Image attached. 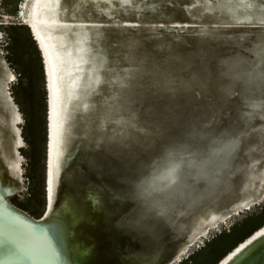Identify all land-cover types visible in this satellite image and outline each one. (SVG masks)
Wrapping results in <instances>:
<instances>
[{
    "label": "rangeland",
    "instance_id": "rangeland-1",
    "mask_svg": "<svg viewBox=\"0 0 264 264\" xmlns=\"http://www.w3.org/2000/svg\"><path fill=\"white\" fill-rule=\"evenodd\" d=\"M143 1H153L156 12L142 11L137 14L130 9L122 16L136 18V27L120 28L109 22L104 31L129 40L136 37L133 43L143 54L133 53L135 59L158 70L164 77L169 69L176 67L187 82L178 89L159 88L152 81L143 88L134 89L129 95L130 103L140 116L155 120L154 123L161 130L137 129L136 134L127 137L130 143L100 140L90 147L89 142L62 171L58 196L69 198L79 209V220L71 226L69 235L87 245V249L90 246L89 253L85 255V264H139L148 259L150 264L153 261L162 264L186 237L191 221L189 217L200 212L194 211L196 208L205 204L209 206L205 208H221L237 197L233 189L225 188L215 196L227 201L212 205L209 199L214 194L210 192L214 186L200 189L198 185V190L184 196L185 205L196 201L191 208L180 212L179 208L182 207L174 206L172 195L182 189V183L164 182L155 175L151 176L155 166L133 187L138 191L149 183L151 187L148 191H154V198L147 202L143 197L128 196L127 186L148 170L150 162L158 157L161 144L172 141V134L191 139L202 148L198 158L191 157L197 162L188 168L191 173L204 168L202 161L207 158L205 156L214 155L216 149L226 145L237 131L252 138L249 143L242 141L239 144L253 153L245 158L243 167L252 158L255 160L254 166L251 167L250 163L245 172L251 173L264 164V116L258 114L264 111V88L259 85L263 72L264 44L259 45L261 50L257 52V57L252 51L254 43L264 40V24H214L211 16L198 14L200 6L186 8L185 4L190 0ZM257 1L264 5V0ZM24 2L0 0V162L3 165V154L10 156L12 124L8 119L9 111L16 106L24 120L20 129L25 146L20 150V155L23 159L25 189L8 199L13 205L38 215L44 206L46 90L40 52L28 28L21 24ZM89 4L84 5L81 14L97 17L93 9L84 11ZM172 20L190 24L194 20L200 22L182 27L158 25L169 24ZM109 44L117 50L115 55L127 49L114 39ZM151 54L158 55L160 61L151 58ZM257 62L260 63L256 67ZM125 67L135 69V65H127V61L119 64V68ZM8 72L14 75L10 84L6 82ZM250 101L261 104L250 105ZM198 125L199 130L196 129ZM213 130L226 133L219 135L220 143L217 145L210 143ZM90 131L96 132V129ZM185 150L193 149L188 146ZM167 151L160 156L162 160L164 155L168 156ZM247 152H238L234 159L244 158ZM222 154L228 157V152ZM173 156L178 157L175 153ZM231 170L232 173L228 175L230 180L242 178L240 182L244 181L243 169L231 166ZM1 178L7 180L5 168L2 169ZM151 178L153 182H150ZM257 183V191H260L263 181ZM220 185L223 184L217 186ZM160 187H165L161 197L169 196L167 201L155 196ZM114 191L120 199H114ZM92 197L100 202L90 209ZM162 201L166 202L170 219L165 214L153 212L139 218V206L141 212L146 208H158ZM173 210H177V213ZM263 219L264 200L250 210L233 216L228 225L212 233L208 239L200 240L201 243L199 241L192 246L175 264H213L220 254ZM149 250L150 255L145 254Z\"/></svg>",
    "mask_w": 264,
    "mask_h": 264
},
{
    "label": "bare ground",
    "instance_id": "bare-ground-1",
    "mask_svg": "<svg viewBox=\"0 0 264 264\" xmlns=\"http://www.w3.org/2000/svg\"><path fill=\"white\" fill-rule=\"evenodd\" d=\"M87 2V0H69L68 2H64V0H25L23 6L21 24L28 28L32 40L36 42V45L40 52V57L42 59V69L45 76H43V81L45 78L47 124L44 168V206L42 210L48 208L47 182L49 179V166H51L53 182V201L52 207L48 208L47 218H40L41 213L38 215H33L25 209L13 205L10 202L11 200L9 201L8 199L9 196H15L25 189L24 170L22 163L23 159L20 155V150L25 146L20 129V126L21 124H23L24 120L22 114L16 106L9 111L10 113L8 119L9 122H11L10 125L12 124L11 135L9 137L10 156L3 154V165H1L0 162V191L2 193H9L7 197H4V200L6 201L8 206L22 219L28 220L34 224H49L53 222V220L51 219L53 210L58 213V211H60L63 207H68L69 211L67 215L62 218V221L59 218L55 217V223H57L59 226V231L63 239V247L66 251V261H68L69 264L74 263V259L87 250V245L82 244V242L78 239L70 237L68 233L70 231L69 228L71 224L77 217V212L74 209L72 210L68 206L65 199L59 196L54 197L56 196L54 188L59 184L60 177V175H57V173L61 172L65 159L68 156L65 146L63 145L61 147H57L55 143V141L58 140V134H60L58 133L59 101L57 97L58 94L56 79L58 73L56 71L55 63L56 61H58L60 56L55 55V49L57 50L63 45L64 47H69V51L73 52V50L79 48V46L85 45V47L88 48L91 52H94L95 45L92 44L91 37H93V34L95 32L98 33L100 37V41H98V43L101 50H103L102 52L104 55L103 65L107 69L111 70L107 74L109 83L106 82V80H104L103 82V78L101 80H97V87L92 90L90 94H95L99 85L104 83L105 85L109 86L111 82H113L114 91H121L119 89H122V85L119 82L126 79L125 74L128 69L130 70V68H112V65L109 62L108 50L103 43V37H105V25L109 22H113L117 25V27L120 28L136 27L138 25V20L136 18L132 19L122 16L124 8L132 9L137 14L142 11L151 13L156 12L155 4L153 1L147 2L143 0H96V2L93 4L90 2L88 7L84 9V11L93 9L96 11L97 17L92 16L91 14L89 16H84L81 14V11L83 10V7ZM196 5L200 6L197 9L198 14L204 13L207 16H211L212 18H214L212 20L214 24L254 25L260 24L261 21H264V5L257 0H190L189 3L185 4V7L189 8ZM98 15H100V17H98ZM198 22L200 21L194 20L193 24H190L188 22L182 23L172 20L169 24L158 23V25L164 27H182L188 24H198ZM54 55L56 56L55 59ZM89 59L91 60V58ZM89 59L88 61H90ZM96 61H98V58L92 57V62L90 61L89 64L84 67H93V69L91 70L92 75H97L96 73L99 72L95 66ZM130 61H127V65L134 64L132 60ZM262 68L263 72L261 76V83H259V85L261 86V88H264V63L262 65ZM75 75H77V70H74V72L70 75V78L73 80ZM13 76L14 75L11 72H8L6 76L7 84L13 82ZM116 76H119V79H116ZM112 77L114 78V81L110 79ZM73 83L77 84L76 81H73ZM80 83L81 82H79L78 84ZM84 83L87 85L85 88L86 90H89L93 86V80L91 82L85 80ZM111 94H109V96ZM114 97V95L113 97H110L112 98L111 105L106 106L105 104L104 110L110 109V114L107 118H105L104 126L96 130L95 133L102 132V138L100 140H114L116 142L130 143L129 141L127 142V137L131 135V133H129V130L131 132H135L139 128L136 127L135 123L128 121L127 119H118L123 118L119 114L129 116V111L123 109V107L118 105L121 98L119 99ZM68 99L69 97L64 99V103H66ZM78 99L79 96L77 97L75 102L76 104L80 105L81 102H79ZM113 99H116V105L113 102ZM130 108L132 110H136V107L133 104L130 105ZM8 110L9 109H7V111ZM131 115L133 116V113ZM100 121L101 117L99 118V120H97V122L99 123ZM108 125L109 127H107ZM61 132L62 133L59 136H62L63 131ZM120 135H123V137L121 139H117V137ZM97 144L98 141L95 145ZM173 155L172 159L164 155L163 160L161 157L160 161H155V164H153V166H155V170L154 172H152L151 176L155 175L158 179L160 173L165 171L168 165L172 162H175L178 158L174 157ZM254 161V158H252L250 162H247L245 168L250 163L252 165L251 167H253ZM3 168H5L7 171V180L5 181H3V179L1 178V172ZM160 179H162V181L164 182L170 181L169 179L164 177ZM245 179L248 180V182L246 183H248L249 186H255L257 182L263 181L261 190L257 191V193L255 194L249 193L247 191V193L238 195L237 197L233 198L221 208H205L202 211L198 212L196 215H193L186 237L175 247L174 251L162 264L177 263V261L181 259L182 255L188 253L192 246H194L196 243H199L200 240L208 239L212 233H217L220 228L228 225L233 216H236L237 214L245 210H250L252 206L258 205L260 202H262V200H264V164L261 167L256 168L253 172H249ZM150 182H153L152 178ZM101 204L103 203L101 202ZM263 231L264 219L248 234L237 240L226 251L220 254V256L213 264H216L218 260L225 261L228 257H230V253L234 251V248L243 247L244 243H247L253 235H259ZM149 261V259L144 260L139 264H150ZM53 264H57V262L54 261ZM252 264H264V257H261Z\"/></svg>",
    "mask_w": 264,
    "mask_h": 264
},
{
    "label": "water",
    "instance_id": "water-1",
    "mask_svg": "<svg viewBox=\"0 0 264 264\" xmlns=\"http://www.w3.org/2000/svg\"><path fill=\"white\" fill-rule=\"evenodd\" d=\"M88 2H91L92 4L96 2V0H87ZM102 1V0H100ZM123 9V8H122ZM130 9L123 10V14L129 13ZM261 24H264V21H261ZM105 30V29H104ZM105 32V31H104ZM99 34L94 33L93 37H91L92 44L95 45L94 52H91L88 48L85 47V45L79 46V48L73 50V52L69 51V47H64L63 45L59 47V49H55V55H59L58 61H56V71H57V97L59 101V114H58V133H62V136H59L58 134L57 138L58 140L55 141L57 147L65 146V149L68 153V156L65 159L63 168L61 172H58L57 175H60L59 177V184L61 182V176L62 171L68 167L71 159L75 157L81 150V148L85 145H88L89 142H91L90 147L97 143L102 138V132H91V129H100L105 124V118H107L110 114V109H105L106 106H109L112 104V98L113 95L114 98H121L119 100V106L123 107V109H126L129 111V116H124L122 114H119L123 118L118 119H127L128 121H131L135 123L136 127L146 128L151 131H160L161 128L157 126L153 119H148L140 116L135 109L130 108V99L129 95L130 93L137 88H143L147 83L153 82L157 87L163 88V89H178L181 85L187 82V78H185L183 75H181L178 71V68L174 67L167 71V75L161 76L159 71L153 68H150L148 66H145L141 64L140 59L133 58V53H142L135 42L137 40L136 37H130V40L126 37H118L116 34L110 35L109 33L105 32V37H103V43L106 46L108 50V56H109V62L113 67H118L119 64L123 61H130L132 60L134 62L133 65H135V69H128L125 76L126 79L119 82L122 85V89H119L121 91H114V85L113 82L110 83L109 86L105 85L104 83L99 85L97 88V91L95 94L91 95L90 92L94 90L97 87V80H101L103 78L106 80V82L109 83L108 79V72L111 69H107L104 65V55L103 50H101L98 41ZM114 39L121 43V47L127 48L126 51L121 52V54L115 55V52L117 50H114L110 47V41ZM260 44H264V40L260 39L256 43H254L252 47V51L257 57V52L261 50ZM130 47V48H129ZM259 47V48H258ZM68 48V49H67ZM66 49V50H65ZM174 54V53H171ZM54 55V59L55 56ZM92 57H97L98 61L95 62V66L98 69L97 75H92L91 68H84L89 62H92ZM151 58H153L155 61H160L158 55L151 54ZM91 58V60L89 59ZM88 59L90 61H88ZM83 60V61H82ZM165 60V59H162ZM131 62V61H130ZM260 62H257L256 67L259 65ZM90 69V70H89ZM68 70V71H67ZM74 70H77V75L73 78V80L70 78L71 74L74 72ZM112 81H114V78H110ZM116 79H119V76H116ZM85 80L88 82H91L93 80V86L89 90H86V84L84 83ZM73 81H76L77 84H74ZM81 82L80 84H78ZM105 82V83H106ZM90 86V85H89ZM88 86V87H89ZM112 91V92H110ZM100 92V93H99ZM109 92V93H108ZM120 92V93H118ZM99 93V94H98ZM112 93V94H111ZM109 94H111L109 96ZM79 96V102L80 105L76 104L75 100ZM69 99L64 103V99ZM248 101V98H246ZM118 101V100H117ZM113 102L116 105V99H113ZM250 105L256 104L260 105V102H249ZM102 108V109H100ZM113 112V110H112ZM119 113V112H118ZM133 113V116L131 115ZM260 116H264V111H261L258 113ZM101 117V121L98 123L97 120ZM125 117V118H124ZM94 122V123H93ZM197 130L200 129V126L198 125ZM129 133L136 134L135 132H131L129 130ZM212 137L210 138L211 144H219V135L223 134L226 135V133H222L221 131H212ZM221 135V136H223ZM123 135H120L117 137V139H121ZM172 141L170 142H163L161 144V148L158 150V157L150 162V167L148 170L142 174L138 179L131 182L127 186L126 193L128 196L133 198L143 197L144 199H147V202L149 199L154 196V191H148L151 187L149 183H146L145 186L135 191L133 190L134 183L144 178L153 164H155V161L160 158V156L164 153L165 150L167 151L168 157H171L173 153L177 154L179 158L176 159L175 162H172L168 165L167 169L160 173L159 178H167L169 179L170 183L174 182H181L182 183V189H178L175 191L172 195L173 204L181 209L180 212L185 210L186 208H191L192 204L196 201H192L189 204L185 205V198L195 192L196 189L198 190V185L200 189H206L211 188L210 185L213 187V189L210 192H214L211 200L212 205H216V203L222 204L225 203L227 200L223 198H218L215 196V193H219L223 191L225 188L233 189V191L236 193V196L245 194L247 191L249 193H255L258 190L259 183H257L255 186L248 185V180L245 179L247 176V173L245 172V167H243V162L245 161L246 157H250L253 155L252 152H250L249 149H243L239 146V144L243 141L246 143H249L251 141V136L247 135L246 133L242 134L237 131V133L230 138V140L227 142L226 145H222L220 148L216 149V153L214 155H208L205 156L207 158H204V161L202 163L204 164V168H200L199 170L194 171V173H191L188 168L196 164V159L199 155L202 153V148L198 147V145L195 144L194 141L191 139H188L186 137L180 136L179 134H172ZM82 140H84L83 143ZM209 139L207 140V142ZM188 146H191L193 150H185ZM194 147V148H193ZM177 149H180L181 151H178ZM249 151L244 155V158H236L234 159V155H236L238 152H244ZM228 152V157L226 158L222 153ZM166 154V153H165ZM191 157H194L193 159ZM231 166L233 168L237 169H243L244 170V181L240 182L242 178H238L235 180H230L228 175L232 173ZM214 168V169H213ZM214 171V172H213ZM213 175V176H212ZM243 177V176H242ZM184 179V180H183ZM240 183V184H239ZM59 184L55 186L54 197L58 196V189ZM218 184H223L220 186H217ZM244 186V188H243ZM184 187V188H183ZM187 188V189H186ZM57 189V190H56ZM147 189V190H146ZM146 190V191H145ZM162 190V191H160ZM165 187H160L158 189L157 194L155 195L160 200L167 201L168 197L167 195L164 197H161V193L163 194L165 192ZM200 191V190H199ZM9 193H2L0 191V264H3L4 260V251H5V231H6V225L9 222V213L15 218H17L22 224L26 225H33L36 227H47V224L41 225V224H34L31 223L28 220L22 219L16 212H14L6 203L4 200V197H7ZM182 197V198H179ZM202 195L200 196L201 199ZM67 201L68 206L73 210L77 212V217L71 224H75L79 220V209L69 201V198L62 197ZM154 198V197H152ZM97 198L92 197L90 201V209H92L97 204ZM162 201V203L159 204L158 208H146L139 211L140 206L137 208L139 218H145L148 213H156V214H165L167 215L168 219L171 218V215L167 214V206L166 202ZM199 201V199L197 200ZM205 207H209L207 204L202 205L198 208H194V211H201ZM212 207V206H211ZM213 208V207H212ZM69 209L68 207H63L60 211L57 213V218H59L62 221V218L65 217L68 213ZM47 212L48 208H45L42 210L41 217L40 218H47ZM173 212L177 213V210H173ZM194 213V212H192ZM192 215L189 217L191 220ZM71 226L70 231L68 232L70 234L71 232ZM58 238L62 241V235L59 231ZM90 246H88V249L81 253V255L77 256L74 259V263L72 264H85L86 260V254L89 253ZM151 251H146L145 254L150 255ZM62 254L64 256L65 261L66 259V251L64 247H62ZM230 257H228L225 261L218 260L216 264H252L261 257H264V231L260 233L259 235H253L251 239L244 243L243 247H236L234 248V251L230 253ZM150 258V257H149ZM52 262H42V261H36V260H21L19 262H14V264H53ZM66 264H69L68 261H66Z\"/></svg>",
    "mask_w": 264,
    "mask_h": 264
},
{
    "label": "snow or ice",
    "instance_id": "snow-or-ice-1",
    "mask_svg": "<svg viewBox=\"0 0 264 264\" xmlns=\"http://www.w3.org/2000/svg\"><path fill=\"white\" fill-rule=\"evenodd\" d=\"M47 187V207H52L53 187L51 166H49ZM114 199H120L114 191ZM99 203V199L97 200ZM57 212L52 211L53 220L47 227H36L22 224L9 213V222L5 231V251L3 264H14L21 260H36L42 262L55 261L57 264H66L62 254L63 243L58 238L59 226L55 223ZM155 264V261H153Z\"/></svg>",
    "mask_w": 264,
    "mask_h": 264
}]
</instances>
